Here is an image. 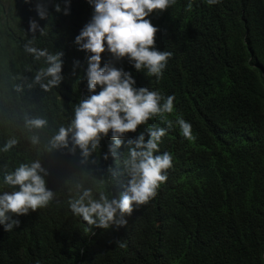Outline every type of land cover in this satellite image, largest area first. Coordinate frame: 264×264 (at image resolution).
<instances>
[{
  "label": "trees",
  "instance_id": "trees-1",
  "mask_svg": "<svg viewBox=\"0 0 264 264\" xmlns=\"http://www.w3.org/2000/svg\"><path fill=\"white\" fill-rule=\"evenodd\" d=\"M4 1L0 193L18 190L3 182L5 172L39 161L55 199L28 215L13 216L20 224L11 232L0 225V264H264V0L213 5L175 0L167 11L153 12L148 19L158 28L155 47L172 53L159 79L105 51L101 67L111 62L131 72L135 87L174 96V110L125 134L115 156L109 153L115 143L109 132L87 159L78 147L71 150V134L67 148L53 147L51 141L60 127L70 126L75 108L91 94L90 54L80 50L75 38L94 7L88 0H71L70 5L65 0H7L6 6ZM38 5L46 13L43 19ZM31 20L39 25L35 33ZM30 40L38 49L63 53L58 87L44 91L33 83L35 73L47 65L25 52ZM37 117L47 121L45 127H25L26 119ZM180 118L191 124L192 139L182 135L176 123ZM166 121L173 127L156 154H171L172 167L157 195L125 215L127 226L93 228L74 216L68 201L85 189L94 197L103 191L120 198L129 181L123 166L127 140L140 133L147 140L146 130L167 129ZM33 136L38 143H32ZM10 139L16 145L2 151Z\"/></svg>",
  "mask_w": 264,
  "mask_h": 264
},
{
  "label": "clouds",
  "instance_id": "clouds-1",
  "mask_svg": "<svg viewBox=\"0 0 264 264\" xmlns=\"http://www.w3.org/2000/svg\"><path fill=\"white\" fill-rule=\"evenodd\" d=\"M70 5L71 0H65ZM94 7V14L75 38L80 50L89 53L87 84L89 93L75 108L74 119L70 126L60 127L51 141L53 147L69 146L71 134L72 151L78 147L84 159H87L99 146L102 138L111 132L114 145L109 146V153L116 155V148L122 143V137L136 132L138 127L164 113L171 114L174 110V96L164 98L158 91L146 87H135L136 81L131 72L117 68L113 63H105L101 67L102 54L108 51L115 60L127 58L133 67L145 71L151 77L162 76L172 53L156 49L158 28L148 17L153 12H164L175 4V0H88ZM218 0H207L209 5ZM191 7V5H189ZM41 19L46 13L37 6ZM56 11L60 12L59 5ZM65 15L69 14L65 9ZM30 31L35 33L39 25L35 20L29 22ZM44 34V29H39ZM30 40L25 45V52L33 55L36 60L44 59L47 67L39 69L33 79L41 89L48 91L58 87L63 77L62 52L49 53L47 49H38ZM78 63V62H77ZM47 82L45 83V79ZM100 91L97 93V87ZM31 87V85H30ZM18 90L19 87H18ZM166 128H148V139L140 133L135 139L127 140V157L123 161L124 170L129 177L128 186L117 200L105 192L93 195L91 189H85L78 197L70 199L68 206L72 214L81 217L93 228L107 230L114 224L127 226L125 215L131 216L134 206L147 204L157 195V190L167 180L166 172L172 167V156L159 152V143L173 127L172 121H166ZM182 135L192 139L191 124L183 118L176 121ZM47 121L42 118L26 119L25 127L43 128ZM33 144L38 137H31ZM17 143L10 139L2 151H9ZM104 154V159L109 158ZM114 177L113 169L108 170ZM46 170L39 161L31 164L22 163L12 171L3 174V182L12 189L0 193V225L11 232L18 227L20 221L13 216L28 215L37 209L47 207L54 199L55 193L46 187ZM119 212V218L117 213ZM123 247V244L120 245Z\"/></svg>",
  "mask_w": 264,
  "mask_h": 264
},
{
  "label": "rangeland",
  "instance_id": "rangeland-1",
  "mask_svg": "<svg viewBox=\"0 0 264 264\" xmlns=\"http://www.w3.org/2000/svg\"><path fill=\"white\" fill-rule=\"evenodd\" d=\"M7 3H8L7 0H5V1L3 2V5L6 6Z\"/></svg>",
  "mask_w": 264,
  "mask_h": 264
}]
</instances>
